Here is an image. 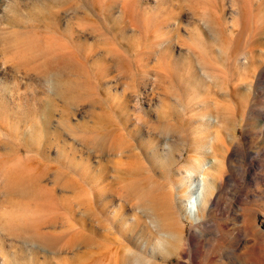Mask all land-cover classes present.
Here are the masks:
<instances>
[{
  "label": "rangeland",
  "instance_id": "rangeland-1",
  "mask_svg": "<svg viewBox=\"0 0 264 264\" xmlns=\"http://www.w3.org/2000/svg\"><path fill=\"white\" fill-rule=\"evenodd\" d=\"M45 13L57 17L59 34L55 25L46 29ZM68 39L80 45L86 73L67 81L69 95L89 97L98 102L95 107L82 102L68 108L47 85L22 73L50 43L64 48L66 65L75 68ZM94 115L114 123L112 130L119 126L122 136L107 142L130 140L136 147L130 150L156 181L165 160L178 151L179 168L189 156L211 159L212 146L223 157L202 222L174 223L181 239L171 264H233L249 257L252 264H264V0H0V264H53L47 251L15 236L36 240L37 227L53 219L55 228L40 231L59 236L65 225L95 228L82 212L88 204L93 216L100 214L101 197L105 223L114 210L137 227L131 205L139 197L118 196L137 181L118 187L114 182L129 175L116 169L126 159L114 153L100 157L81 145L98 138ZM54 167L62 169L63 179L83 185L75 192L55 190L59 211L50 192L33 188L22 194L15 183ZM103 172L106 183L118 189L116 196L97 186ZM52 183L48 177L45 188ZM150 184L148 194L157 193ZM161 242H136L147 255L143 264H165L158 260Z\"/></svg>",
  "mask_w": 264,
  "mask_h": 264
},
{
  "label": "bare ground",
  "instance_id": "bare-ground-1",
  "mask_svg": "<svg viewBox=\"0 0 264 264\" xmlns=\"http://www.w3.org/2000/svg\"><path fill=\"white\" fill-rule=\"evenodd\" d=\"M45 14L48 16L49 19V24L46 26V29L49 30L50 26L55 25L56 26L55 33L59 34L57 31V25H58L57 17L55 15L52 16L51 13L50 14L45 13ZM52 37H55V35ZM68 41L69 44L71 45V51H69L68 54H70L76 59L77 66H75V68H69L66 65L64 48L55 49L52 46L53 43L52 44L50 43L51 45L48 44V46H46V49H44L42 53L43 56L37 62V64L32 63L26 65L23 68L24 72L22 73L24 75L33 76L37 79V81L41 82L44 85H47L50 88L52 95L62 100L63 104L64 105L66 104L68 108H76L79 106V104H82V102L83 104L88 105L89 108L95 107L97 106L98 102L94 100L92 101L91 98L88 99L89 97L84 99L81 98V100H78L74 96L69 95V92H71L72 89H70L71 86L67 85V81L70 80L72 77H76L79 80L82 79L81 76L83 77L82 74L85 73V71L83 72L82 70L85 65L83 64L80 45L76 44V42L73 43L71 39H68ZM63 44L66 45V43L64 42ZM69 44L68 46H70ZM249 60L250 57L247 58V61ZM94 116L97 118V121L99 122V126L94 130L93 133H96L98 138L92 139L90 136L89 139L90 138L91 139L90 140L88 139L89 141H86L85 139L84 141L82 140V138H80L82 142H84L81 143V145L90 148L100 157L105 155L110 156L111 153H114L121 159H126L125 161L120 159L123 162L119 161L117 168H116L117 165L114 162L113 164L114 167L118 171H120L123 175L124 173L127 172L129 173V175L127 176V178L124 177V179H120V180L116 179L117 178L116 176L114 177L115 180L114 179L113 180L115 184L117 183L116 186L120 182L123 183L126 182V180L128 181L130 179L134 182L137 181L135 184L125 185L121 189V195H118L122 197L124 201L125 200L128 201L132 196H135L136 198L139 197L137 204L131 205L136 209V213L133 214L134 215L133 218L137 227H135L134 224L129 223V221L125 220L121 213H117L114 210L111 211V213H113L112 214L113 219L112 220L110 219V223L109 222L108 224L105 223L102 220L103 218L102 213L104 214L106 208L105 200H103L101 197L99 198L101 204L100 214L93 216V212L90 213L88 204L84 209L86 211L82 212L85 217L90 216V219L95 223L96 226L95 228L93 227L87 228L84 227L83 225L82 228L74 230L73 225L67 220L68 218L64 214H63L64 216L61 214L60 219H66L68 223L72 225V226L65 225L66 227L65 234L62 233L59 236H54L52 233H49V231L48 232L40 231L41 228L43 229L55 228L54 225L57 222V220L53 219L54 221L51 220L52 222H49L47 226L42 227V224H40L37 227L38 238L36 240L33 236L29 234L27 235L25 234L23 237L21 236H15V237L23 239L27 245L28 244L36 245L37 248L39 246L41 250L47 251L50 255L49 256V259L51 260L50 263L53 264H143V261L146 260L144 257H147V255L144 252H142L139 249V247L136 246V242L146 241L147 243H149L152 240H158V241H163L160 243L159 249H162V251H164V254L160 258H158V260L165 264H171L170 263L171 258L175 256L174 255L175 251L177 250V246L179 245L178 244L179 240L181 239L180 228H176L174 226L175 225L174 223L175 222L180 223L182 222L183 219H185L186 221L188 220V222L193 224L194 223L198 224L202 222L204 215L206 214L208 205L211 203V199L214 195L215 182L217 176L216 174L219 173L218 171L219 169H221L223 165V161H222L223 157H221V159H218L216 157L217 155L215 152V148L214 146H212L211 150L213 156L211 159L208 160L205 159L204 157L198 158L196 156H189L188 157L189 161L185 165L179 168L177 165L179 162L183 161V156L180 154V151H178V154L175 155L172 154V157L169 156L165 160L166 161L164 165L165 167H163L164 168L163 171L160 172L161 180L156 181L155 178L151 175L152 172L146 170L145 169L146 167L145 166L142 167L141 164L139 163L140 155L130 150V148L134 149L135 147L130 140L127 139L121 143H116L115 141H112L111 143L107 142V138L110 137L111 135L118 134L117 136L120 135L122 136V134L119 135L118 133L119 126H117V130H112V128H116L114 123H111L108 119L104 121L105 118L102 119L100 118V116L97 115ZM110 120L113 119L111 118ZM137 120L140 124L144 123L145 121L144 119H143L144 121L141 119H137ZM115 123L117 124V122ZM46 124L47 122L44 123V126H46ZM159 140L160 139L158 137L155 143H159ZM170 148L174 149L173 147ZM195 153L198 154L199 152L196 151ZM131 160L136 163L134 164L130 163ZM122 166H124L125 168H123ZM54 168L53 169L42 168L38 172V174L34 177V179L29 181L28 183H25L23 179H18L15 183L16 186L20 187L21 189L20 192H22V194H27L33 191V188H38L50 192V195L52 194L51 195L52 203H54V205L56 206L57 208L56 210L59 211L60 205L57 204L53 196L55 190H57L58 188L62 191L75 192L81 189V186L83 185H81L79 181H74L73 183H70L69 181L63 179L62 176L64 175L61 172L62 169L60 170L58 168L55 169ZM48 177L53 178V183L51 185L52 188L46 189L45 187L47 185L45 186L44 182L45 180H48ZM171 177H176V181L174 183H170L168 181V179H170ZM108 178L109 177H107L103 172L102 175H99V182L97 186H99L102 190H105L106 192L104 191V193L112 194L111 196L113 195L116 196L118 194L117 192L118 189L117 188H116L117 190L114 189L115 188L114 184H113L114 188H112L113 186L111 184L106 183ZM148 183H151L150 185H153L152 187H155V189H157L156 190L157 193L152 194L151 192H149L148 194V191H146ZM78 192L79 194L82 193V191L81 192L78 191ZM176 194H177L176 199L179 201L178 203L179 206L175 203ZM48 198H46V200ZM48 201H50V199ZM79 202L82 201L79 200ZM79 202L76 200L75 205H81L79 204ZM115 216H118V219H115L116 218ZM21 230L24 229L21 228ZM21 233L23 234L25 232L21 231ZM244 251L241 252V254L239 253L240 257H243L242 253H244ZM246 252L249 251H247L246 249ZM62 254L63 255L70 254L71 256L69 255L68 259H64V258L63 260L57 259L59 255ZM250 258L251 257L243 261L240 260L237 261L236 259V262L233 261L234 262L233 264H252ZM153 259L156 258L154 257ZM45 261H47V264L49 263L48 260ZM157 262L158 261L155 262V260L147 261L148 264H160Z\"/></svg>",
  "mask_w": 264,
  "mask_h": 264
}]
</instances>
